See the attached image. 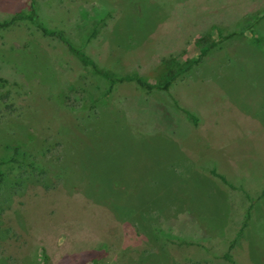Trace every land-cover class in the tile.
<instances>
[{"label": "rangeland", "instance_id": "374dc122", "mask_svg": "<svg viewBox=\"0 0 264 264\" xmlns=\"http://www.w3.org/2000/svg\"><path fill=\"white\" fill-rule=\"evenodd\" d=\"M0 174V264H264V0H0Z\"/></svg>", "mask_w": 264, "mask_h": 264}, {"label": "trees", "instance_id": "16d2710c", "mask_svg": "<svg viewBox=\"0 0 264 264\" xmlns=\"http://www.w3.org/2000/svg\"><path fill=\"white\" fill-rule=\"evenodd\" d=\"M35 3L31 2L30 11L28 13L17 12L15 14L14 19L19 18H27L33 21L36 27L44 34L49 36H54L62 41L71 53L76 57V59L85 67H87L91 73L103 78L108 84V91L112 90L113 87L121 82H132L137 85L139 88L145 91L152 90H160L164 92H169L170 87L174 83V81L181 76L183 73L187 72L192 64L195 62L193 59H186L181 63L175 65L166 71L164 75H162L157 81L151 82L148 79L142 77L137 72H127V73H117L112 70L101 67L89 54H87L83 49L73 45L60 30L49 29L45 25H43L40 21L35 17ZM236 32L230 33V35L221 37V40H224L226 37L232 36ZM94 34V33H93ZM212 43L200 48V55L205 54ZM186 115L191 118V120L195 121L193 115L183 110ZM1 175V174H0ZM228 257V256H227Z\"/></svg>", "mask_w": 264, "mask_h": 264}, {"label": "crops", "instance_id": "0c3cea01", "mask_svg": "<svg viewBox=\"0 0 264 264\" xmlns=\"http://www.w3.org/2000/svg\"><path fill=\"white\" fill-rule=\"evenodd\" d=\"M226 257V256H225ZM226 258H228L227 260H229V256L228 257H226ZM230 258H231V256H230Z\"/></svg>", "mask_w": 264, "mask_h": 264}]
</instances>
